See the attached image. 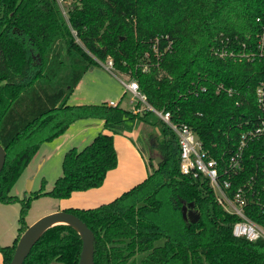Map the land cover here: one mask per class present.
Here are the masks:
<instances>
[{
	"label": "trees",
	"instance_id": "16d2710c",
	"mask_svg": "<svg viewBox=\"0 0 264 264\" xmlns=\"http://www.w3.org/2000/svg\"><path fill=\"white\" fill-rule=\"evenodd\" d=\"M69 1L67 20L57 0H0V143L6 151L0 203L21 205L18 236L0 245L4 264L29 226L33 199H64L102 186L118 165L114 135L124 134L133 118L151 126L143 138L158 153L146 157L148 176L109 202L65 209L94 232L95 264H264V238L233 234L237 216L218 204L208 179L181 173L178 136L153 111L140 101L137 112L119 103L69 104L85 72L110 58L115 69L137 79L150 104L170 111L174 122L191 125L219 157L255 125V89L264 71L259 62L218 58L212 48L221 33L255 37L264 22V0ZM162 34L170 35L173 48L144 71L145 54ZM194 83L207 90L196 95ZM219 83L239 95L218 93ZM82 119L102 120L108 132L65 152L63 173L51 190L45 191L43 181L23 197L11 194L42 144ZM157 123L160 133L153 128ZM246 161L244 179L253 174V163L264 165L263 139L249 143ZM184 205L199 214L195 221L184 216ZM249 206V215L264 222L255 203ZM82 245L77 229L56 224L23 264H78Z\"/></svg>",
	"mask_w": 264,
	"mask_h": 264
},
{
	"label": "built area",
	"instance_id": "2783aa9c",
	"mask_svg": "<svg viewBox=\"0 0 264 264\" xmlns=\"http://www.w3.org/2000/svg\"><path fill=\"white\" fill-rule=\"evenodd\" d=\"M68 1L57 0L61 9L70 3ZM257 21L262 22V19L258 17ZM173 43L170 35H157L151 44L152 52H146L144 61L141 63L142 69L147 71L154 59L158 61L166 52L171 51ZM212 51L214 56L222 59L240 63L259 62L263 64L264 71V22L255 37L251 33L244 36L221 33ZM100 63L110 71L115 68L110 58ZM128 77L129 80L122 81L127 91L132 94V99H138L177 134L181 173L209 180L218 204L226 212L237 216L232 228L235 236L245 237L252 241L264 238V222L251 217L248 211L249 204L252 202L255 203L257 213H264V165L259 162L253 163V174L246 179L243 177L249 167L246 161V148L252 141L264 140V74L255 89L257 106L254 117L255 125L244 130L238 142L232 148L224 150L219 157L214 156L209 149L204 147L202 140L191 125L174 122L170 111L158 109L150 104L146 95L140 91L137 79L131 74H128ZM206 90L207 86L200 83H194L192 89L196 95ZM216 90L230 97L239 95V90L224 83L217 84ZM236 102L240 103L239 97ZM108 104L117 105L118 103L110 101ZM139 110L140 108H134V112Z\"/></svg>",
	"mask_w": 264,
	"mask_h": 264
},
{
	"label": "rangeland",
	"instance_id": "374dc122",
	"mask_svg": "<svg viewBox=\"0 0 264 264\" xmlns=\"http://www.w3.org/2000/svg\"><path fill=\"white\" fill-rule=\"evenodd\" d=\"M68 6L69 4H66L62 8L66 19H68ZM122 80H129L128 74L122 73L121 71L115 68L110 71L106 67H104L103 64L100 63V65L94 66L85 72L84 76L82 77L79 83V86L75 90V93L74 94L72 93V95L70 96L69 104H72V105L102 104V103H105L106 100L108 101L113 100L116 103L119 102L120 106L122 107L132 108V105L130 103L132 94L127 91ZM134 101H135L134 102V108H135V104L139 100L136 99ZM82 120L85 121L86 119H82ZM139 121H142V123L146 124L141 119H139ZM132 123L136 124L135 118L130 119L126 123V126L130 127ZM153 128L157 133H160L162 129V125L160 123H157L154 125ZM149 129H151V126L147 128L146 132L144 133L146 134L148 131H150ZM136 130L137 132H139L138 134L139 137L137 136L136 142L138 141V144L140 145V147H142L146 151L147 157H149L151 153H153L154 155L155 154L158 155L156 151L151 152V149H149L145 139L142 136L140 137L141 129L139 128V126L136 128ZM72 132L74 133L75 130L72 129ZM57 138L56 140L54 139L52 141H46L42 144L41 148L34 155L28 167L25 169L21 177L18 179V181L13 186L11 190V194L17 195L19 197H23L25 192L29 194L28 184L24 180V177H26V175H29L30 177H34L33 178L34 185L32 187L33 189L32 191L39 190L43 185V181H45L44 187H43L45 191L51 190L55 183V180L63 173L62 162H63V157H64L65 152L69 148L74 147V146L81 149L89 143V142L87 144L85 143V145L83 146V144L80 143L81 142L80 140L69 141V139L72 137H68L65 135H63L62 137L58 139ZM80 146H83V147H80ZM42 159H46V161L43 163L42 166H40L39 162H41ZM13 205L15 207H20L21 209L20 202H16V204H13ZM59 206L63 208V203L61 202V200L58 198L52 197L50 195H43L41 197L35 198L32 200L31 207L28 211V214L26 217L27 222L29 224H32L36 220L41 218L42 216L54 212L52 210L58 208ZM0 221H1V217H0ZM8 228L9 227L6 223H3L0 226V230L5 231V233L9 235L10 232H8ZM11 242H12V239H8L6 242H4V244L6 245L11 244Z\"/></svg>",
	"mask_w": 264,
	"mask_h": 264
},
{
	"label": "crops",
	"instance_id": "0c3cea01",
	"mask_svg": "<svg viewBox=\"0 0 264 264\" xmlns=\"http://www.w3.org/2000/svg\"><path fill=\"white\" fill-rule=\"evenodd\" d=\"M79 83L76 88L79 86ZM75 90L73 94L75 93ZM110 101L113 100H106L105 103H109ZM134 102L135 101L132 99L131 95L130 103L132 105V108L130 109L132 110L134 108ZM135 119L136 124L132 123L130 127L126 126V132L124 131V134L114 135L115 147L118 153V165L116 168L108 172L102 186L98 188H91L85 191H74L69 198L60 199L63 203V208L59 206L58 208L52 211L55 212L57 210L67 209L68 207L88 208L98 206L99 204L105 202H109L115 199L116 197L120 196L124 191L129 190L131 187L143 181L148 176L146 151L142 147H140L138 141L136 142V138L139 134L136 128L139 126V128L141 129L140 137H143V134L147 130L148 125L142 123V121H139V118ZM72 129L75 130L74 133L72 132ZM101 131L108 132L107 130L103 129L102 120L86 119L85 121L78 120L72 123L63 135L73 138H70L69 141L80 140V143H82L84 146L85 143L87 144L88 142H91L92 139ZM45 161L46 159H42V161L39 162L40 166H42ZM33 178L34 177H30L29 175H26V177H24V180L27 182L29 187V193L33 190ZM26 194L27 193L25 192L24 195ZM13 204L16 203H0V226L3 223H6L9 227L8 232H10L8 235L5 233V231L0 230V245H6L4 244V242H6L8 239H12V244L15 238L18 236V228L20 226L19 217L21 209L20 207H15ZM0 264H4L3 255L1 251Z\"/></svg>",
	"mask_w": 264,
	"mask_h": 264
},
{
	"label": "water",
	"instance_id": "95a60500",
	"mask_svg": "<svg viewBox=\"0 0 264 264\" xmlns=\"http://www.w3.org/2000/svg\"><path fill=\"white\" fill-rule=\"evenodd\" d=\"M5 159L6 151L0 143V171L4 166ZM157 162H160V158L157 159ZM183 210L184 216L192 219V221H195L199 216L197 212L188 209L186 205L183 206ZM60 223L72 225L81 234L83 245L78 264H95L94 232L79 216L65 209L46 214L30 224L19 237L16 251L10 264H23L43 232L49 227Z\"/></svg>",
	"mask_w": 264,
	"mask_h": 264
}]
</instances>
